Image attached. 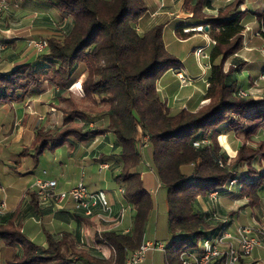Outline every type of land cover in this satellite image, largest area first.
I'll list each match as a JSON object with an SVG mask.
<instances>
[{
	"label": "trees",
	"instance_id": "obj_1",
	"mask_svg": "<svg viewBox=\"0 0 264 264\" xmlns=\"http://www.w3.org/2000/svg\"><path fill=\"white\" fill-rule=\"evenodd\" d=\"M41 1L53 10L52 16H43L52 24L47 47L30 61L0 65V107L22 104L49 90L62 119L55 129L33 127V140L22 147L20 156L30 155L35 167L46 149L55 150L66 142L87 144L111 134L119 164L114 180L135 215L130 232L106 230L99 241L114 249L112 264H125L128 254L140 248L155 209L141 175L147 165L165 195L171 235L164 248L165 264H182V251H201L203 240L216 235L224 224L218 210L202 211L199 197L212 200L213 192L218 197L235 193L244 206L261 201L264 142L258 136L264 131V93H246L237 73L246 65L240 51L246 26L254 19L264 48V5L251 11L241 9L243 0H229L216 8L211 0H183L190 17L177 26L176 36L187 39L197 31L192 28L208 27L204 32L211 42L202 96L206 103L173 113L158 82L183 64L167 50L165 17L150 18L145 0ZM85 73L84 94L74 100L69 88ZM238 131L245 134L231 157L218 137ZM195 141L200 144L195 146ZM27 195L29 206L0 213L4 264H73L75 259L111 264L77 248L68 232H44V246L30 240L21 220L38 217L42 210L36 192ZM260 237L264 240V235ZM249 257L240 254L236 264H249ZM223 260L224 256L216 257L209 264H224Z\"/></svg>",
	"mask_w": 264,
	"mask_h": 264
},
{
	"label": "crops",
	"instance_id": "obj_2",
	"mask_svg": "<svg viewBox=\"0 0 264 264\" xmlns=\"http://www.w3.org/2000/svg\"><path fill=\"white\" fill-rule=\"evenodd\" d=\"M211 1L212 5L216 8L223 4V1L225 3L229 0ZM7 2L9 6L7 16L4 20L2 18L3 21L0 17V25L5 31L0 29V41L4 40L7 42V45H9V47H6L5 51L0 53V65L6 67L19 61H30L32 59L33 54L25 56L23 53L26 50L24 41L27 37L46 38L51 32L50 28L52 24L49 23L46 18H43V16L53 15V10L46 9L45 5L41 4V0H7ZM181 3L182 0H149L147 2L149 13L152 18L165 17L167 21L164 28V36H168L165 42L166 47L169 46L171 41L186 42L185 40L188 39H179L175 34L177 26L186 24L190 17L186 11L185 13L183 12ZM263 5L264 0H243L241 9L248 8L251 11H259L262 9ZM39 6H42L41 8L43 9L41 10L44 11H40ZM210 11L214 13L215 9ZM37 13H41L43 16L33 19V14ZM3 22L5 24L15 22L18 26L14 30L4 28L5 24H3ZM255 22L256 20L254 19L246 26L244 40H247V42L249 39H253V37H247L245 33L253 28L252 25ZM23 24L24 27L22 29L21 26ZM255 30V34H257L258 30ZM1 31H3V35ZM24 32H26V34H24ZM197 34L198 33H195L191 37L193 38ZM204 35H206V33H204ZM247 42L245 41L244 44ZM207 45L208 44H206V46ZM199 47L201 48L203 45H199ZM259 50L262 51L259 52ZM263 51V45H261V47L244 45L243 49L240 51V56L246 61V65L241 71L246 68L247 72L246 82L240 85L242 89L248 90L253 84L264 80V68L259 66L258 63V60L262 62L261 59H264ZM6 52L8 55L3 58L2 55ZM187 52L188 51H185L183 53L182 51L180 54L176 52L171 53L184 63L180 71L191 79L190 84H188L189 90L186 91L188 95L184 98L185 100H183V97H180L181 92L178 87V79L173 72L170 71L167 76L158 82V90L164 100L168 99L166 102L169 107H173V104H176V100H181L180 103L183 108L188 109H195L206 103L205 100H202V96L205 91L204 86L206 82L204 81L207 80L206 77L204 79V68L208 69V64L207 67L205 66L201 70L199 59L194 53H192L191 57H188ZM188 59L189 62L186 63ZM248 66L250 67L249 69L258 72L257 77L251 78ZM195 68H199L197 74L192 73V70ZM238 74L239 72L237 73V78L239 80L240 76H238ZM44 93H48V91ZM43 94L36 98H31L22 104L3 105L0 107V171L4 173L6 177L5 185H2L0 182V205H4L0 213L12 214L19 210L20 207L26 208V206H29L30 198L27 194L28 191L34 190L32 186L36 179H56L59 188L64 190L70 189L80 180H82L91 191L104 190L116 213L121 211L120 209L122 208L125 209L124 218L118 226L104 225L94 216H86L82 211L75 209L70 199L65 200L59 205L55 203L41 205L38 202L42 214L38 217L22 219L21 224L23 225L22 228L26 236L42 246L46 245L44 232L49 231L57 234L68 232L71 234L77 248L86 250L91 256L103 260L104 262H111L112 264V259L115 255L114 249L110 245L99 241L98 238L100 234H98V231L118 230L128 233L132 229L135 215V210L124 201L123 188L116 184L114 180L119 170V164L117 162L118 153L115 148H113L114 137L111 134L102 135L105 137L104 144H100L102 143L100 140L98 143L97 137L87 144L66 142L61 147L54 150L57 151V155L53 158L52 163L49 164L48 169L43 170L41 174L35 175L34 170L36 166L34 167L33 165V159L30 155L20 156V151L22 147L30 146L34 136L33 127L40 126L45 129H55L59 126L62 119L61 113L57 109L54 110V107L48 104V101L45 102L46 97L45 100L41 99ZM173 98H175V100H173ZM31 106L33 108H31ZM36 117L40 121H36ZM24 118L26 121L22 122ZM18 122H20V124H17ZM240 132L241 131L222 134L218 137L221 147L231 157L236 154L237 148L243 140L245 133L244 131H242V133ZM239 133L242 134V137H240ZM10 138H12V140L9 142L8 139ZM258 139L264 142V131L258 136ZM26 140L29 142H26ZM103 150L106 152H102ZM43 154L44 152L40 157ZM104 164H107L106 168L103 166ZM145 167H147V165ZM143 171L141 172L143 182L147 180V182L155 183V188L161 189L154 173L148 168H144ZM33 175L34 177H32ZM197 201L199 207L204 212L218 210V213H222L221 215H225V212H229L231 217H228V219L224 218V221L227 223L229 231L233 234L236 233L237 227L240 225L264 226V189L261 192V201L256 206H244L245 201L238 198L235 193L222 195L214 201L203 197H199ZM156 211L155 209L152 210L147 223L148 230L151 231L148 232L147 230V233H144L145 235H143L142 242L151 241L166 244L171 239L170 232L168 233L169 235L166 234L164 238H160L156 236L155 233H152V231L155 230L152 229V227L156 222ZM235 245L237 246V243ZM131 254L132 252L128 254L126 260ZM4 256L5 248L0 244V264H4ZM249 261V264H264V240L261 237L258 246L255 247L250 255ZM73 264L84 263L79 259H75ZM138 264H165V251L148 250L144 259Z\"/></svg>",
	"mask_w": 264,
	"mask_h": 264
},
{
	"label": "built area",
	"instance_id": "obj_3",
	"mask_svg": "<svg viewBox=\"0 0 264 264\" xmlns=\"http://www.w3.org/2000/svg\"><path fill=\"white\" fill-rule=\"evenodd\" d=\"M8 9L9 6L7 0H0V15L5 13ZM197 29L205 30L203 26H199ZM27 44L36 52H41L47 47V41L45 38H31L28 39ZM4 48L5 43L0 42V49ZM202 51L203 48H199L196 53L198 54ZM202 55L203 57H208L206 54ZM177 77L180 83L184 85L187 81H191L188 76L182 74L180 69L177 71ZM240 95L244 96L246 93L241 91ZM199 144V141L194 142L195 146H198ZM103 166L106 168L107 164H104ZM234 183L235 180L230 182V184ZM32 187L36 192L39 204L41 205L51 203L59 205L65 200L70 199L76 210L82 211L86 216H94L104 225L118 226L124 218L125 209L122 208L120 209L121 211L116 213L104 190L91 191L82 180L75 183L68 190L59 188L56 179H36ZM210 197L214 201L218 199V193L213 192ZM3 207L4 205L1 204L0 212ZM101 233V230L98 231V234ZM263 235L264 227L258 229L249 225L238 226L236 233L233 234L229 231L228 225L224 221L223 226L216 235L212 238L203 240L201 251L192 252L184 250L180 253V260L182 264H209L216 257L224 256V264H236L240 254H252L253 250L260 242V236ZM234 241L237 242V246H234ZM164 248L165 244L162 242L143 241L140 248L129 256L125 264H138L144 259L148 250L164 251Z\"/></svg>",
	"mask_w": 264,
	"mask_h": 264
},
{
	"label": "rangeland",
	"instance_id": "obj_4",
	"mask_svg": "<svg viewBox=\"0 0 264 264\" xmlns=\"http://www.w3.org/2000/svg\"><path fill=\"white\" fill-rule=\"evenodd\" d=\"M145 1L147 3L149 0H145ZM223 3H224V1H223ZM181 6H182V9H183V12L185 13L186 10L184 9L183 0H182V3H181ZM7 13H8V11L5 12L3 15H1V20H2V18H3V20L6 18ZM3 16H5V17H3ZM40 16H43V15H41V13H37V14H33V17L32 18L33 19H37ZM161 16H163V15H161ZM164 16H166V15H164ZM150 18H152V17L150 16ZM3 24H5V23L3 22ZM183 25H185V24L178 25V26H183ZM17 26H18L17 23L11 22V23H8V24L6 23L4 25V28H9V29L14 30V29L17 28ZM252 26H253L252 29L246 31L245 36H247V37H251L252 36L253 39H249L248 42H247V40H244V42L245 41L247 42L244 45H255L257 47H261L262 41L259 38V36L257 34H255V32H256L255 29L258 30L259 29V25H258L257 22H255ZM23 27H24V24L21 26V28L23 29ZM0 29L3 30V28L1 27V25H0ZM192 29L197 30L196 33H198V34L195 37L192 38L190 36L191 38H188L187 40H185L186 42H178L176 40L175 41H171L170 44H169V46L167 47V50L170 53H175L176 52L177 54L178 53L180 54V52H182V51H183V53L185 51H188L187 52L188 53V57H191L192 56V53H194L195 56L199 59V62L201 63V70H202L205 66L207 67V64H208V57H203L202 54L208 55L210 41H209V37L206 36V35H204V33H205L204 31L205 30L197 29V27L196 28H192ZM187 30H190V29H185V31H187ZM3 31H1V34L2 35L4 34ZM7 32H10V31H7ZM6 34H8V33H6ZM24 34H26V32H24ZM31 38H35V37H27L25 39V41H24V46H25L26 50L23 53L25 54V56H27V55L29 56L31 54H33V56H35L36 53H37L33 48H31L27 44L28 39H31ZM167 39H168V36L165 35L164 36V41L166 42ZM0 42H4V41H0ZM206 44H208V45L206 46ZM199 45H203V47L204 46H206V47H204V48L201 47V48H203V51L197 54L196 52L200 48ZM6 47H9V45L5 44V48ZM261 51L259 50V52H261ZM263 53H264V51H263ZM7 55H8V53L6 52V53H4L2 55V57L5 58V57H7ZM263 56H264V54H263ZM261 60H262V62L258 60L259 66H261L262 68H264V59H261ZM188 62H189V59L187 60L186 63H188ZM197 64H198V62H197ZM183 65H184V63H183ZM199 68H200V66H199ZM199 68L198 69H196V68L193 69L192 70V73L193 74H197L199 72ZM249 68L250 67L248 66V69ZM204 69H205L204 70L205 71L204 79H205V77L207 78V75H208V73H207L208 72V69L207 68H204ZM249 70H250L251 78L252 79L254 77H257L258 72H256V70H251V69H249ZM177 71H179V69H173V70H171V72H173V74H175L176 77H177ZM182 74L185 75L184 73H182ZM84 76L86 77V73L83 74L82 76H80L74 82V84H72L70 86V88H69V92H70L69 94H70V96H72L74 98V100H78V98L81 97V96H83V94H84L83 93V89H81V86L83 85L84 80H85V77ZM238 76H240L239 77V80H238L239 81V84L240 85H243V83L246 82L245 80L247 79L246 68H245V70L240 71L239 74H238ZM83 78H84V80H83ZM177 79H178V77H177ZM82 80H83V82H82ZM190 82L191 81H187V83L184 85V84H181L180 81H179V79H178V87L180 88L179 90L181 92L180 97H183V100H185L184 98H186L187 95H188V93L186 91L189 90L188 89V86H189L188 84H190ZM204 82H206V80ZM246 93H249V94H251L253 96L262 95L264 93V80L263 81H258L256 84H253L250 89L246 90ZM45 97H46V101L45 102L48 101V104H51L52 107H54V110H55L56 109V105L55 104L57 103V101L52 97V94H51V92L49 90H48V93H44L43 94V96L41 97V99H44L45 100ZM166 100H168V99H166ZM173 100H175V98H173ZM180 102H181V100H176L175 101L176 104H173V107H170L171 112L174 113V112L178 111L179 109L183 108V106H182V104ZM28 103H30V102H28ZM60 106H64V104L62 103ZM31 108H33V107L31 106ZM17 124H20V122H18ZM240 133H242V131ZM104 135H108V134H104ZM14 137H16V136H14ZM14 137H12V138H14ZM240 137H242V134H240ZM12 138L8 139V141L10 142L12 140ZM104 138H105L104 136H102V137L101 136L100 137L97 136V139H98L97 142L99 143V140H100V141H102V143H100V144H104L105 143V139ZM26 142H29V141L26 140ZM97 142H96V144H97ZM18 152H19V150H18ZM102 152L105 153L106 151L103 150ZM56 155H57V151L46 149L44 151V154L40 157V161H39L38 165L36 166V168L34 170L35 171V175L41 174V172L43 170H47L49 164L52 163V160H53V158L56 157ZM101 159H102V157H101ZM144 168H147V167H144ZM32 177H34V175ZM0 182L2 183V185H5L6 184L5 174L2 173L1 171H0ZM144 186L146 187V189H148L150 195L152 196V198L154 200L155 210H157L156 211V217H155L156 218V222H155V224H153V227H152V229H155V230L152 231V233L153 234L155 233V235L158 236V237H160V238H164V237H166V234L169 233L168 228H167L168 227V219H167V209H166L164 191L162 189H156L155 188L156 187V184L155 183H152V182H147V180H145ZM219 214L221 215L222 213H219ZM224 214L225 215H221V217H223V220H224V218L225 219L226 218L228 219V217H231V215L229 214V212H225ZM249 226H252V225H249ZM252 227H255V228L260 229V228H263L264 226L257 225V226H252ZM147 230H148V227H147ZM147 230L145 231V234L147 233ZM150 231L151 230H148V232H150ZM148 235H151V234H148ZM235 242L236 241L233 242L234 246H236L235 244L237 243V242L236 243Z\"/></svg>",
	"mask_w": 264,
	"mask_h": 264
},
{
	"label": "water",
	"instance_id": "obj_5",
	"mask_svg": "<svg viewBox=\"0 0 264 264\" xmlns=\"http://www.w3.org/2000/svg\"><path fill=\"white\" fill-rule=\"evenodd\" d=\"M204 28H205V30H207V28H208V27H207V26H205Z\"/></svg>",
	"mask_w": 264,
	"mask_h": 264
}]
</instances>
